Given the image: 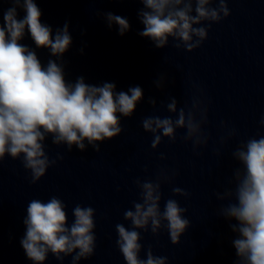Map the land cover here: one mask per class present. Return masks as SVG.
I'll return each instance as SVG.
<instances>
[{
    "label": "clouds",
    "instance_id": "clouds-1",
    "mask_svg": "<svg viewBox=\"0 0 264 264\" xmlns=\"http://www.w3.org/2000/svg\"><path fill=\"white\" fill-rule=\"evenodd\" d=\"M138 2L144 5L138 13L144 28L138 35L150 39L158 49L165 48L172 38L176 41L175 48L192 52L208 38L212 23H219L231 14L229 0ZM4 3L12 6L5 10ZM17 9L24 11L23 18L18 19ZM0 13V167L5 157L20 160L31 174V183L35 184L57 160L64 158L58 153L55 159H50L45 150L49 136L54 145H66L69 152L73 146L83 152L90 145L98 153L100 143L121 134V116L133 115L143 98V90L134 86L127 91H116L115 83L90 85L82 76L74 83L68 82L61 59L72 44L68 22L63 28H57L53 36V29L41 22L42 12L34 0H0ZM104 16L110 29L118 26L119 35L130 29L126 18L111 12ZM26 31L36 48L49 49L57 59H49L43 65L36 51L20 42ZM155 83L157 88L162 87L163 78ZM149 103L155 107L156 101L150 98ZM166 107L169 113L175 114V119L149 116L141 122L143 130L153 136L152 149L163 138L175 143L177 129L185 130L181 139L191 141L194 151L207 146L210 133L202 126L208 123V108L202 99L194 98L187 112L184 107L178 108L175 98ZM260 125L264 127V116ZM236 135L233 128L228 138ZM221 142L226 141L222 138ZM232 157L241 167L233 172L234 190L215 193L218 200L228 201L221 205L217 215L228 220L229 227L237 234L232 241L238 258L236 264H264V135L242 141ZM159 158L166 157L161 153ZM144 171H148L147 167ZM177 174L173 170L170 176L161 168L155 180L137 178L134 181L139 189V201H132V208L123 213L131 227L122 223L115 226L116 246L125 264H167L168 258L155 256L151 246L146 258L140 257L143 245L138 230L150 229L153 236H158L165 229L175 245L189 228L190 222L184 215L187 209L176 199L165 200L161 210L162 184H171ZM171 191L173 196L189 195L180 187H172ZM66 208L64 201L56 196L47 201L34 198L28 203L23 221L26 232L20 243L34 264H44L49 253L61 262L71 256V264H79L94 255L95 209L77 204L69 224ZM233 220L236 223H231Z\"/></svg>",
    "mask_w": 264,
    "mask_h": 264
},
{
    "label": "water",
    "instance_id": "water-1",
    "mask_svg": "<svg viewBox=\"0 0 264 264\" xmlns=\"http://www.w3.org/2000/svg\"><path fill=\"white\" fill-rule=\"evenodd\" d=\"M228 8L231 14L212 23L199 48L187 52L175 48L174 41L111 82L116 91L140 86L143 98L130 118L121 116L123 131L100 143V152L90 145L83 152L75 146L69 152L66 145H54L49 136L45 150L50 159L58 153L64 158L35 184L20 160L5 157L0 167V264H34L20 243L26 232L27 205L34 198L47 201L52 196L67 205L69 224L77 204L95 209L94 255L79 264H125L116 246L115 226L131 227L123 213L132 208V201H139L134 181L155 180L161 168L170 176L173 170L178 173L171 184H162L161 210L165 200L176 199L187 209L184 215L190 226L175 245L165 229L158 236L150 229L138 230L143 245L140 257L146 258L151 246L155 256L168 258L167 264H236L232 241L237 234L228 220L217 215L228 201L218 200L215 193L235 188L233 172L241 167L232 157L235 148L248 138L264 135L260 125L264 116V0H234ZM161 78L163 86L157 88L155 82ZM150 98L156 101L155 107ZM171 98L186 112L194 98L205 102L208 123L202 127L210 133L206 147L194 151L191 141L181 139L185 130L177 129L175 143L163 138L156 149L151 148L153 136L143 130L141 122L149 116L175 119L166 107ZM233 128L237 135L229 139ZM161 153L166 157L163 160ZM172 187L189 195L173 196ZM44 264H71V256L61 262L49 253Z\"/></svg>",
    "mask_w": 264,
    "mask_h": 264
}]
</instances>
